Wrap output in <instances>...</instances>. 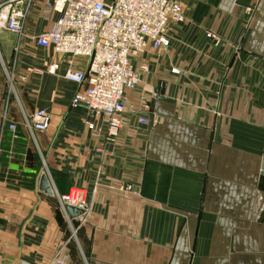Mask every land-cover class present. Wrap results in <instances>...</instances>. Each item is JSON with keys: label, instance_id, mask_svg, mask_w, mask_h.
Returning <instances> with one entry per match:
<instances>
[{"label": "crops", "instance_id": "obj_1", "mask_svg": "<svg viewBox=\"0 0 264 264\" xmlns=\"http://www.w3.org/2000/svg\"><path fill=\"white\" fill-rule=\"evenodd\" d=\"M47 1L30 0L20 39L0 27V264H264V0H184L169 45L132 60L113 142L71 106L85 84L63 74L86 61L32 40L58 18ZM40 109L45 131L26 125Z\"/></svg>", "mask_w": 264, "mask_h": 264}, {"label": "built area", "instance_id": "obj_2", "mask_svg": "<svg viewBox=\"0 0 264 264\" xmlns=\"http://www.w3.org/2000/svg\"><path fill=\"white\" fill-rule=\"evenodd\" d=\"M184 0H49L44 5L46 13H57L58 18L48 31L32 37L42 48H52L56 54L86 61L84 69L69 68L63 79L76 85L85 84L71 100L72 107H83L95 118L105 123V140L113 142L122 127L124 94L135 89L140 75L132 60L150 46L153 49L169 45L168 31L172 24L185 21L182 2ZM30 0H10L2 7L0 27L20 39ZM207 36L218 42L217 37ZM55 65L49 70L54 71ZM139 123H146L143 117ZM31 125L45 131L49 126V115L37 110ZM14 132V126L9 125ZM89 130L96 134L94 125ZM261 171L264 172V164ZM60 206L76 207L84 212L85 193L72 189L59 196ZM82 212V214H83ZM81 214V215H82ZM49 264H62L57 258Z\"/></svg>", "mask_w": 264, "mask_h": 264}, {"label": "water", "instance_id": "obj_3", "mask_svg": "<svg viewBox=\"0 0 264 264\" xmlns=\"http://www.w3.org/2000/svg\"><path fill=\"white\" fill-rule=\"evenodd\" d=\"M13 36L15 35L13 34ZM39 189L42 190L47 195L53 194V191L45 174H42L39 179ZM87 198H89V196ZM64 210L70 217L73 218L80 216L83 212L82 210L69 205H65Z\"/></svg>", "mask_w": 264, "mask_h": 264}, {"label": "rangeland", "instance_id": "obj_4", "mask_svg": "<svg viewBox=\"0 0 264 264\" xmlns=\"http://www.w3.org/2000/svg\"><path fill=\"white\" fill-rule=\"evenodd\" d=\"M28 53L30 54V52H28ZM20 54H21V50H19V48H18V50L15 51V53H13V55H12V62L13 63L18 59V56H20ZM12 68H13V64L10 65V63H9L8 65H6V76L8 77V80H9L10 84L12 83L11 82V80H12V72H13ZM31 127L33 128L32 125H31Z\"/></svg>", "mask_w": 264, "mask_h": 264}]
</instances>
